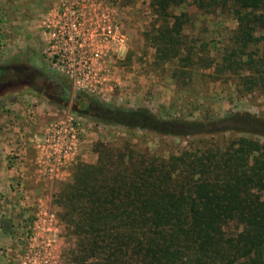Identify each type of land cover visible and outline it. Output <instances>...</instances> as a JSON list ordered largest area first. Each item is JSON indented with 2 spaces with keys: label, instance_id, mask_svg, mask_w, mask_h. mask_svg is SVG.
<instances>
[{
  "label": "trees",
  "instance_id": "16d2710c",
  "mask_svg": "<svg viewBox=\"0 0 264 264\" xmlns=\"http://www.w3.org/2000/svg\"><path fill=\"white\" fill-rule=\"evenodd\" d=\"M145 2L153 21L143 37L158 69L170 64L176 104L201 117L163 118L74 95L89 102L76 114L121 126L126 138L95 146V162L74 164L52 194L74 238L68 264H264V120L247 113L215 119L202 93L218 82L241 96H264V0ZM184 5L233 22L221 48L184 33L195 22L176 13ZM138 132L191 140L158 153L133 142Z\"/></svg>",
  "mask_w": 264,
  "mask_h": 264
},
{
  "label": "rangeland",
  "instance_id": "374dc122",
  "mask_svg": "<svg viewBox=\"0 0 264 264\" xmlns=\"http://www.w3.org/2000/svg\"><path fill=\"white\" fill-rule=\"evenodd\" d=\"M180 11L195 19L193 31L185 30L184 33L189 36L193 34V38L201 42L212 40V50L221 48L225 36L224 29L233 27L230 20L225 21L219 16L201 15L187 5L178 8L176 13ZM76 12L80 14L78 31L72 30L69 25L70 14L76 15ZM63 13L65 15L62 17ZM106 17L120 25L125 35V44L120 48L113 47L112 52L109 51L103 61L97 64V68L101 69L100 77L104 79L99 93L77 91L66 74L54 65L55 60L69 63L78 61L79 56L81 59L88 58L95 44L93 30ZM60 18L67 24L65 32L68 31L72 40L55 47L50 35L51 29H45V25L58 26ZM152 21L145 0H128L125 4L122 0H0V64L8 65L15 50H19L21 54L24 46L29 43V38H33V42L34 38H41L45 44L48 42L44 48L42 62L50 72L60 75L61 82L68 89L69 100L79 93L108 107H143L163 118L178 115L182 118H199L200 111L193 112L176 104L181 93L180 88L175 86L170 78V64L163 65L164 71L158 69L154 50L143 37ZM77 32L80 35L76 38ZM77 44L80 47L75 53L74 47H77ZM8 75V70L0 72V81L8 78ZM202 91L203 94L206 93L204 96L208 103L207 115L215 119L235 113H247L264 120V96L258 92L241 96L234 92L232 85L225 87L218 82L211 83L206 91ZM171 104L177 105L176 110H168ZM67 113L82 118L87 126L76 163H94L97 157L95 146H115L126 138L125 128L105 125L87 115L76 114L69 108L68 103L64 107L40 104L35 97L24 92L14 95L7 91L0 97V162L4 163L0 164L3 171L0 175V264H27L24 260L27 246L25 232L35 221L38 212L43 210L52 212L56 220L55 232L51 237L50 264H68L74 238L59 221V208L52 203V194L60 182L70 179L74 165L67 169L65 178L42 181L34 173L31 162L33 151L28 150L21 171L18 170V165L14 171L7 172V167L13 165V161L8 159L7 150L15 140L16 133L12 129L15 124L20 125V131L26 136L34 137L47 121ZM138 136L140 140L133 139V142L138 143L140 149L147 146L150 151L158 153L170 147L183 146L184 140H191L189 137L178 139L153 134L141 136L140 132L136 133V137ZM21 174L25 178H21ZM18 184L22 189L20 192H14L13 188Z\"/></svg>",
  "mask_w": 264,
  "mask_h": 264
},
{
  "label": "built area",
  "instance_id": "2783aa9c",
  "mask_svg": "<svg viewBox=\"0 0 264 264\" xmlns=\"http://www.w3.org/2000/svg\"><path fill=\"white\" fill-rule=\"evenodd\" d=\"M67 1V0H66ZM77 11V10H76ZM65 14H62V17ZM70 28L79 30L80 14L76 12L70 14ZM58 26H51V39L55 47L67 40H72L70 34L65 32L67 24L64 19L57 22ZM56 24V25H57ZM80 33H76V38ZM93 40L95 44L88 58L78 61L65 63L55 60V64L64 72L73 85V88L81 92L99 93L104 81L100 77L99 62L113 47H123L125 35L121 27L109 18L101 20L93 30ZM77 43V40H76ZM80 47H74L75 53ZM83 58V57H82ZM97 65V66H96ZM99 74V75H98ZM26 124V123H25ZM15 124L12 127L16 133L14 143L7 150L9 161H13V166L22 163L26 158L27 150L33 151L32 165L35 175L42 181L61 180L67 176V169L76 164L79 152L86 135L87 126L83 119L73 114H63L47 121L39 129L34 137L26 136ZM12 158V159H11ZM11 159V160H10ZM23 178V176H21ZM20 184L13 188V191L20 192ZM56 220L52 212L48 210L39 211L36 219L25 232L27 246L25 247L24 260L27 264H50L52 234L55 232Z\"/></svg>",
  "mask_w": 264,
  "mask_h": 264
},
{
  "label": "flooded vegetation",
  "instance_id": "af4514ba",
  "mask_svg": "<svg viewBox=\"0 0 264 264\" xmlns=\"http://www.w3.org/2000/svg\"><path fill=\"white\" fill-rule=\"evenodd\" d=\"M46 20H48L47 17ZM43 24L45 25V22ZM50 27L49 24L45 25V29ZM31 40L29 38V43L24 46L21 54L19 50L13 52L8 65L0 64V72L6 70L9 72L8 78L0 81V97L7 91L14 95L24 92L28 96L35 97L40 104L66 106L64 84L61 82L60 75L50 72L46 64L42 62L44 48L48 42L45 44L41 38H34V42ZM68 104L71 110L84 112L89 102L83 97L73 96Z\"/></svg>",
  "mask_w": 264,
  "mask_h": 264
},
{
  "label": "crops",
  "instance_id": "0c3cea01",
  "mask_svg": "<svg viewBox=\"0 0 264 264\" xmlns=\"http://www.w3.org/2000/svg\"><path fill=\"white\" fill-rule=\"evenodd\" d=\"M27 152H28V150H27ZM25 161L26 160H24L22 163L18 164L19 167L17 165L19 171H21V168H22L21 166L24 165ZM0 164L3 165L4 163L3 162H0ZM14 169H15V166L11 165L10 168L7 167V172H11L12 170L14 171ZM0 170H1L0 171V175H1V172L3 173V171H2V169H0ZM21 176H23V178H25L23 174H21ZM9 190L11 191V188H9Z\"/></svg>",
  "mask_w": 264,
  "mask_h": 264
}]
</instances>
